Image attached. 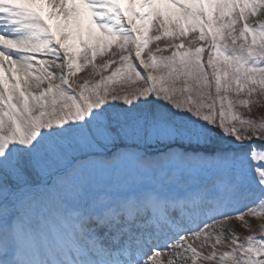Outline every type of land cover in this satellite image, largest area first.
Returning <instances> with one entry per match:
<instances>
[{
    "label": "snow or ice",
    "instance_id": "6c2138e0",
    "mask_svg": "<svg viewBox=\"0 0 264 264\" xmlns=\"http://www.w3.org/2000/svg\"><path fill=\"white\" fill-rule=\"evenodd\" d=\"M0 264H264V0H0Z\"/></svg>",
    "mask_w": 264,
    "mask_h": 264
},
{
    "label": "rangeland",
    "instance_id": "374dc122",
    "mask_svg": "<svg viewBox=\"0 0 264 264\" xmlns=\"http://www.w3.org/2000/svg\"><path fill=\"white\" fill-rule=\"evenodd\" d=\"M99 59H100V58L98 57V58H97V63H99ZM86 71H87V70H86ZM83 75H85L84 72L78 73V74H77V77H74L73 80L76 81L78 77H81V76H83ZM97 79H98V78H97ZM74 86H75V84H74ZM252 223H253L254 226H255L257 222H256L255 220H253Z\"/></svg>",
    "mask_w": 264,
    "mask_h": 264
}]
</instances>
